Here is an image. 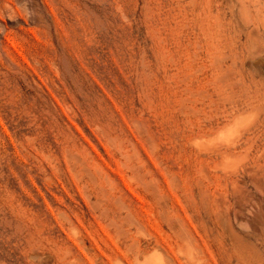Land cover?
Segmentation results:
<instances>
[{
	"label": "rangeland",
	"instance_id": "374dc122",
	"mask_svg": "<svg viewBox=\"0 0 264 264\" xmlns=\"http://www.w3.org/2000/svg\"><path fill=\"white\" fill-rule=\"evenodd\" d=\"M0 264H264V0H0Z\"/></svg>",
	"mask_w": 264,
	"mask_h": 264
}]
</instances>
